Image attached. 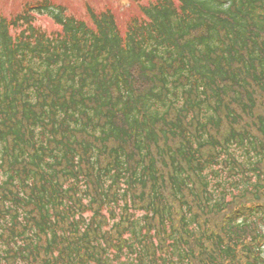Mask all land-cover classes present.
<instances>
[{"label":"trees","instance_id":"1","mask_svg":"<svg viewBox=\"0 0 264 264\" xmlns=\"http://www.w3.org/2000/svg\"><path fill=\"white\" fill-rule=\"evenodd\" d=\"M78 4L0 19V264L221 257L162 241L264 190V0H152L124 24Z\"/></svg>","mask_w":264,"mask_h":264},{"label":"rangeland","instance_id":"2","mask_svg":"<svg viewBox=\"0 0 264 264\" xmlns=\"http://www.w3.org/2000/svg\"><path fill=\"white\" fill-rule=\"evenodd\" d=\"M64 1H66V0H64ZM73 1H75V2H80V0H73ZM101 1L102 0H97V5L99 4L100 5V3H101ZM124 1H127V0H124ZM15 3V1H13V0H0V8L2 7H4V8H6L7 10L5 11L6 13H8V14H6V15H9V14H11V8H12V6H13V4ZM106 3H108V1H104V4H106ZM78 6L80 7L79 8V10L77 11V13L75 12L74 14L76 15V16H82V14H81V6H80V4H78ZM38 19H39V23L41 24V25H43L44 27L46 26V27H48V28H51V29H54L55 27L52 25V23L48 20V19H46V18H44L43 20H42V18L41 17H38Z\"/></svg>","mask_w":264,"mask_h":264}]
</instances>
